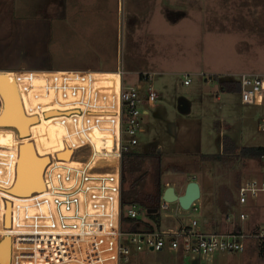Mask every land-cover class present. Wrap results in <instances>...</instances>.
I'll use <instances>...</instances> for the list:
<instances>
[{
	"label": "rangeland",
	"instance_id": "1",
	"mask_svg": "<svg viewBox=\"0 0 264 264\" xmlns=\"http://www.w3.org/2000/svg\"><path fill=\"white\" fill-rule=\"evenodd\" d=\"M205 1L156 0L140 9L131 0L125 33L123 0H15L10 7L15 18L34 22L14 21L0 30V60L5 64L0 63V72L7 70L3 67L17 64L26 69L27 62L43 65V61L48 63L37 68L122 67L125 87L139 83L143 88L146 84L138 80L147 75L158 96L153 107L145 108L147 114L139 123L142 131L129 149L145 156L126 180L134 182L136 202L131 206L139 217L136 223L159 231L188 226L191 221L206 231L200 226L211 216L223 223V233L230 231L244 210L237 204V188L264 170L260 159L238 157L243 147H264V97L259 104L245 105L240 103L239 91L220 90L222 82H237L238 72L264 74V55L246 60L243 44L238 47V0H211L215 30L204 35ZM262 11L241 25L253 32L254 48L264 42ZM182 73L189 74L187 86ZM212 155L215 158L206 157ZM16 175L15 171L13 185ZM190 181L199 184L200 197L189 210H180L176 203L160 209V198L157 210H151L156 195L166 187L179 196ZM19 194L15 195H30ZM248 203H257L248 224L251 228L264 221V193ZM131 206L122 208L124 217ZM123 245L128 249L127 264L173 263L170 252L136 251L124 241ZM207 264H264V256L249 243L243 253H217Z\"/></svg>",
	"mask_w": 264,
	"mask_h": 264
},
{
	"label": "built area",
	"instance_id": "2",
	"mask_svg": "<svg viewBox=\"0 0 264 264\" xmlns=\"http://www.w3.org/2000/svg\"><path fill=\"white\" fill-rule=\"evenodd\" d=\"M123 74L122 67L14 70L22 115L52 120L62 136L42 170L43 191L26 197L10 193L17 144L0 146V242L8 238V264H127L123 241L133 244L136 251L170 252L174 258L169 264H207L217 253H243L249 243L264 256V221L225 233L201 232L195 221L159 231L139 226L131 206L125 218L135 221V228L121 229V154L136 145L145 108L153 107L157 99L146 74L138 80L145 88L139 83L125 87ZM183 78L187 85L189 80ZM237 83L240 103L261 102L264 74H241ZM7 130L20 140L14 128L0 125V132ZM64 151L69 157L58 159L57 153ZM260 162L264 168V156ZM261 193L264 170L237 188V204L244 209L238 213L239 222L250 223L257 203L248 200ZM6 203L10 205L7 227ZM159 208L165 209L166 203L160 201Z\"/></svg>",
	"mask_w": 264,
	"mask_h": 264
},
{
	"label": "crops",
	"instance_id": "3",
	"mask_svg": "<svg viewBox=\"0 0 264 264\" xmlns=\"http://www.w3.org/2000/svg\"><path fill=\"white\" fill-rule=\"evenodd\" d=\"M15 0H0V30L7 29V24L10 22H18L20 23H33V19L23 18L17 19L10 12L11 5H14ZM137 2L138 7L141 9H146L144 5L155 3L156 0H133ZM146 2V3H145ZM211 0L205 1L204 11L202 17L204 19V35L211 34L215 30V16L212 13V5ZM143 5V6H142ZM131 6V0H123L122 7L124 9L123 15V32H127L128 19H129V10ZM209 6L208 8H206ZM208 9V10H207ZM264 10V0H238V47H242L240 45L243 44L244 54L246 60H253L258 55H264V42L254 48L255 39L252 37L253 32H247L243 25L247 24L248 21H252L253 17L260 16L259 13ZM11 13V14H10ZM264 23V22H263ZM242 25V26H241ZM126 29V30H125ZM1 32V31H0ZM242 33H250V37H239ZM264 37V32H263ZM264 41V38H263ZM242 60V59H241ZM262 62V61H261ZM2 64V59L0 60ZM40 63V62H37ZM48 62L40 63L43 65L36 64V62H27L25 65L26 69H40L45 66ZM18 64V65H23ZM264 64V63H263ZM5 65V64H2ZM12 66V65H11ZM3 67L7 69L5 71L0 72V125L3 127H11L17 131V135L19 137V141L13 137V134L7 130L5 132H0V146H13L17 144L18 147V155L17 158V166H16V180L12 188H10V192L12 191L15 194L22 193L19 195H29L32 192H42L43 191V182H42V170L44 166L48 162V155L54 151H57L59 148L62 132L61 129L52 121V120H42L39 121L35 118H27L22 115L19 100L17 98V93L15 89V85L13 82V72L14 70L21 69L18 68L17 64L14 66ZM33 67V68H32ZM40 67V68H37ZM123 70V68H122ZM125 73V71L123 70ZM250 72V73H249ZM249 72H238V74H253L252 71ZM199 72V76H201ZM214 74H231L234 75L233 72H224V73H215ZM254 74H256L254 72ZM188 73H182L181 77H188ZM189 83V82H188ZM187 86V85H184ZM158 96V95H157ZM264 97V95H263ZM4 117H3V113ZM53 115V113L48 114V116ZM28 135L32 137L28 138ZM69 157V152L64 151L63 153H57V158L66 160ZM199 193H200V186ZM200 197V195H199ZM9 204L6 203L4 207V222L5 227L8 226L9 223ZM211 216L209 221L205 222L202 228L207 229L206 231H201L205 233L209 232H217L221 233L224 228L223 223L218 221ZM239 222V221H238ZM250 224V223H249ZM230 228V226H228ZM245 223L239 222L235 224L233 228H242L244 229ZM248 227V225H247ZM232 229V228H231ZM7 240V264L9 259V250H8V238ZM3 239V241L5 240ZM2 241V242H3Z\"/></svg>",
	"mask_w": 264,
	"mask_h": 264
},
{
	"label": "trees",
	"instance_id": "4",
	"mask_svg": "<svg viewBox=\"0 0 264 264\" xmlns=\"http://www.w3.org/2000/svg\"><path fill=\"white\" fill-rule=\"evenodd\" d=\"M220 90L222 92H238L239 85L237 82H222L220 84ZM145 155L131 153V152H124L121 154V161H120V207L121 210L123 207H129L133 203L136 202V193L134 188V182L126 180L127 175H130L134 172L138 166V164L143 160ZM261 156H264V147H243L239 150L238 157L245 158V159H260ZM207 158L213 159L215 156H206ZM157 161L159 162V158ZM156 174H159V168L157 163ZM161 195H156V203L151 208V210H157L158 200ZM151 216V215H150ZM153 215L151 218L155 219ZM121 222V229L127 230V228L133 227L135 228L134 224L135 221L127 220L123 215L120 218ZM257 248V247H256ZM260 253V251L257 249Z\"/></svg>",
	"mask_w": 264,
	"mask_h": 264
},
{
	"label": "water",
	"instance_id": "5",
	"mask_svg": "<svg viewBox=\"0 0 264 264\" xmlns=\"http://www.w3.org/2000/svg\"><path fill=\"white\" fill-rule=\"evenodd\" d=\"M11 193V192H10ZM12 195H15L11 193ZM199 187L198 184L194 181L186 183L184 186L183 192L181 195H176L172 187H166L160 196V201L163 203H176L177 207L182 211L189 210L193 202L199 199ZM18 196V195H15ZM5 239V238H4ZM2 242V241H1ZM0 242V243H1ZM9 250V249H8Z\"/></svg>",
	"mask_w": 264,
	"mask_h": 264
},
{
	"label": "bare ground",
	"instance_id": "6",
	"mask_svg": "<svg viewBox=\"0 0 264 264\" xmlns=\"http://www.w3.org/2000/svg\"><path fill=\"white\" fill-rule=\"evenodd\" d=\"M7 240L0 243V264H7Z\"/></svg>",
	"mask_w": 264,
	"mask_h": 264
}]
</instances>
